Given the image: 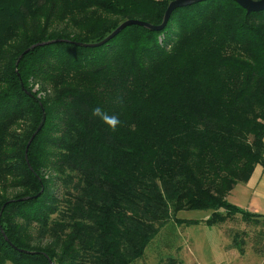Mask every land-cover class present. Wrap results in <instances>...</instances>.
Here are the masks:
<instances>
[{
	"label": "trees",
	"instance_id": "obj_1",
	"mask_svg": "<svg viewBox=\"0 0 264 264\" xmlns=\"http://www.w3.org/2000/svg\"><path fill=\"white\" fill-rule=\"evenodd\" d=\"M171 1L0 0V264H132L169 221L200 222L182 210L259 217L229 195L264 166V10L205 0L64 41L161 24Z\"/></svg>",
	"mask_w": 264,
	"mask_h": 264
},
{
	"label": "rangeland",
	"instance_id": "obj_2",
	"mask_svg": "<svg viewBox=\"0 0 264 264\" xmlns=\"http://www.w3.org/2000/svg\"><path fill=\"white\" fill-rule=\"evenodd\" d=\"M31 85L33 92L38 97H45L47 92L52 91V89L45 87L39 81H33ZM210 214V210H182L177 216L186 220H204ZM260 223L256 222L255 219L244 223L239 215L235 216L228 222H224V225L227 226L226 233H230V239H227V241L233 243L238 238L239 245L245 249H249V251L252 250L255 248L257 240L264 237V233L259 235L262 230L261 228H264L263 222L262 225ZM218 232V228H209L205 224L180 223L171 220L166 223L158 235L150 242L143 257L135 259L132 264H208L210 258L218 254L220 242L212 234H218ZM244 233L247 234L245 235ZM195 236H200L201 238L199 242L201 246L199 247L196 242L193 245L191 244L190 238L193 239ZM177 246H180V248L177 249ZM197 247L201 248V251L196 249ZM197 259H199L198 262H196Z\"/></svg>",
	"mask_w": 264,
	"mask_h": 264
},
{
	"label": "crops",
	"instance_id": "obj_3",
	"mask_svg": "<svg viewBox=\"0 0 264 264\" xmlns=\"http://www.w3.org/2000/svg\"><path fill=\"white\" fill-rule=\"evenodd\" d=\"M229 199L245 210L259 214V217L255 220L256 222H261V225L263 222L264 225V166L257 165L251 178L247 182L240 183L233 188ZM204 220H200L196 224H205L209 228L219 229L218 234L212 233L220 242L218 254L213 255L208 264H264V237L257 240V244L253 248L254 250L249 251V249H245L239 244L236 245L235 242L229 243L227 241V239H230V233H226L227 226L224 223L209 226ZM261 229L259 235L264 233V228ZM244 234L246 235L247 233ZM190 239L192 245L196 242L198 247L201 246L199 245L201 240L200 236H195L193 239ZM198 247L196 249L201 251V248ZM179 248L180 246H177V249ZM198 261L199 259L196 262Z\"/></svg>",
	"mask_w": 264,
	"mask_h": 264
},
{
	"label": "water",
	"instance_id": "obj_4",
	"mask_svg": "<svg viewBox=\"0 0 264 264\" xmlns=\"http://www.w3.org/2000/svg\"><path fill=\"white\" fill-rule=\"evenodd\" d=\"M201 1H205V0H172L169 3L168 7H167V10H166L165 15H164L163 22L161 24H152V23H150L148 21H145V20L131 18V19H127V20L123 21L113 32H111L106 38H104L103 40H101L99 42L84 43V42L71 41V40H64V41L74 43V44H76L78 46L98 47V46L103 45L104 43L108 42L113 37H115L117 34H119L127 26H130V25H133V24L141 25V26H144V27L149 28L151 30H162L163 28L166 27L172 12L176 8L189 6V5H192L194 3L201 2ZM234 1H236L240 6H242L244 9H246L248 13L249 12H259V11H263L264 10V0H234ZM48 43H51V41L40 42V43H36V44L32 45L31 47L26 49L20 55L19 60L29 50H31V49H33V48H35L37 46L46 45ZM19 60H18V62H19ZM45 120H46V114L44 113L38 128L32 134L30 140L27 143L26 150H25V155H26L27 161H28V151H29L30 144H31L32 140L35 138V136L38 134V132L44 126ZM43 191H44V187H42L41 191L37 195L32 196L30 198L38 197ZM23 199H27V198H22V200ZM5 238H6V240H8L6 235H5ZM12 246H14L16 248V246L14 244H12ZM17 249L20 250L21 252H24V253H33L32 251H28V250H25V249H21V248H17ZM49 264H55V262L52 259H49Z\"/></svg>",
	"mask_w": 264,
	"mask_h": 264
},
{
	"label": "clouds",
	"instance_id": "obj_5",
	"mask_svg": "<svg viewBox=\"0 0 264 264\" xmlns=\"http://www.w3.org/2000/svg\"><path fill=\"white\" fill-rule=\"evenodd\" d=\"M95 116L100 117L105 123H107L113 130L116 129L119 119L116 116H109L105 114L99 107L95 108L94 113Z\"/></svg>",
	"mask_w": 264,
	"mask_h": 264
}]
</instances>
